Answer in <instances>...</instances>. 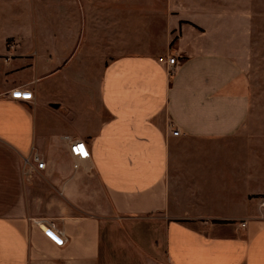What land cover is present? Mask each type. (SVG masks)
<instances>
[{
	"label": "crops",
	"instance_id": "1",
	"mask_svg": "<svg viewBox=\"0 0 264 264\" xmlns=\"http://www.w3.org/2000/svg\"><path fill=\"white\" fill-rule=\"evenodd\" d=\"M248 14L219 0H0V264H264ZM68 137L91 152L78 170ZM31 152L47 161L32 181Z\"/></svg>",
	"mask_w": 264,
	"mask_h": 264
},
{
	"label": "rangeland",
	"instance_id": "2",
	"mask_svg": "<svg viewBox=\"0 0 264 264\" xmlns=\"http://www.w3.org/2000/svg\"><path fill=\"white\" fill-rule=\"evenodd\" d=\"M163 7L170 0H157ZM224 11H248L250 20L249 55L245 60L251 81L253 111L252 128L264 131V0H219ZM38 173L32 180L39 176ZM55 220L54 218H51Z\"/></svg>",
	"mask_w": 264,
	"mask_h": 264
},
{
	"label": "built area",
	"instance_id": "3",
	"mask_svg": "<svg viewBox=\"0 0 264 264\" xmlns=\"http://www.w3.org/2000/svg\"><path fill=\"white\" fill-rule=\"evenodd\" d=\"M16 45V42L10 43V49H14ZM176 59V56L173 55L162 59V61L167 64L170 73H174V71L176 70ZM21 94L22 93L20 91H15L13 93V97H21ZM171 127L175 128L173 130V135L178 136L181 132L180 128L177 127L174 123L171 124ZM68 140L70 152L74 159V169L78 170L82 166V163L90 158L91 152L87 143L84 140L72 139L69 137ZM46 168L47 161L43 159L37 152H31L30 154L23 156V174L27 180H31L40 170H46ZM32 219L47 236H49V234L45 231L44 227H47L59 238V240H56L49 236L57 245L64 246L68 243V236L66 235L64 229L58 226V224L53 219L47 217H38ZM243 225H245V223H243Z\"/></svg>",
	"mask_w": 264,
	"mask_h": 264
},
{
	"label": "bare ground",
	"instance_id": "4",
	"mask_svg": "<svg viewBox=\"0 0 264 264\" xmlns=\"http://www.w3.org/2000/svg\"><path fill=\"white\" fill-rule=\"evenodd\" d=\"M44 228H45V231L49 234L50 237H52L53 239L59 240V238L52 231H50L47 227H44Z\"/></svg>",
	"mask_w": 264,
	"mask_h": 264
}]
</instances>
